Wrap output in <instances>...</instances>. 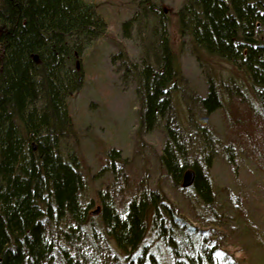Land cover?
<instances>
[{"label":"trees","instance_id":"1","mask_svg":"<svg viewBox=\"0 0 264 264\" xmlns=\"http://www.w3.org/2000/svg\"><path fill=\"white\" fill-rule=\"evenodd\" d=\"M139 6L140 19L154 17L153 37L158 35L142 64L122 59L126 76L137 83L139 129L144 126L147 134L165 124L161 167L174 185L191 188L212 207L209 167L187 156L172 110L183 73L167 25L150 0ZM177 19L194 54L225 60L244 74L254 98L243 91L245 81L233 78L232 94L242 103L233 101L229 114L236 142H248V154L264 174V0H185ZM129 24L134 21L124 27ZM107 25L86 0H0V264H160L145 241L150 218L174 264H252L220 245L216 227L192 225L160 190L141 185L121 210L105 188L98 194V214L92 212L95 197L83 200L89 186L80 172L82 159L63 149L74 132L69 99L82 87L84 52L107 36ZM198 101L206 116L223 107L211 82ZM199 131L211 134L206 127ZM188 169L194 182L183 188Z\"/></svg>","mask_w":264,"mask_h":264},{"label":"rangeland","instance_id":"2","mask_svg":"<svg viewBox=\"0 0 264 264\" xmlns=\"http://www.w3.org/2000/svg\"><path fill=\"white\" fill-rule=\"evenodd\" d=\"M86 1L98 7L108 25L107 36L95 40L84 52L82 87L69 99L74 132L64 140L63 149L65 153L74 150L82 159L80 172L89 186L82 191L83 200L88 202L89 195L95 197V212L100 207L99 191L110 188L116 206L122 210L140 193L141 185L160 190L172 205L185 212L183 217L192 225L216 227L218 242L236 257L264 264V174L249 156L248 142H236L229 114L230 104L237 100L233 78L241 83L244 74L225 60L193 53L178 28V13L185 0H150L167 25L170 46L183 73V81L172 97V110L183 129L187 156L198 160L202 168L205 164L209 167L214 193L211 207L198 201L191 188L174 185L161 167L158 155L167 140L165 124L158 123L147 134H143L144 126L139 129L137 83L126 76L122 59L127 55L132 63L142 64L144 53L148 49L154 52L150 47L151 40L158 44V35L153 37L154 17L151 15L148 23L140 19L142 0ZM128 21H134V25L125 28ZM210 82L222 94L223 107L206 116L198 100L206 95ZM245 82L243 91L253 99ZM200 127L211 134L203 136ZM146 233L148 250L159 263L174 264L172 254L156 236L152 218L147 221Z\"/></svg>","mask_w":264,"mask_h":264},{"label":"water","instance_id":"3","mask_svg":"<svg viewBox=\"0 0 264 264\" xmlns=\"http://www.w3.org/2000/svg\"><path fill=\"white\" fill-rule=\"evenodd\" d=\"M194 178H195V173L193 170L188 169L185 171L184 175H183V179H182V187L183 188H188L192 185V183L194 182ZM99 212V209L96 210L94 212V214H97Z\"/></svg>","mask_w":264,"mask_h":264}]
</instances>
